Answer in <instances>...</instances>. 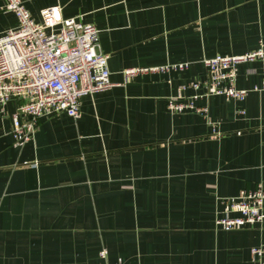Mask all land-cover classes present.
Returning a JSON list of instances; mask_svg holds the SVG:
<instances>
[{"label":"crops","instance_id":"1","mask_svg":"<svg viewBox=\"0 0 264 264\" xmlns=\"http://www.w3.org/2000/svg\"><path fill=\"white\" fill-rule=\"evenodd\" d=\"M31 18L61 8L99 30L112 87L84 96L79 116L39 118L14 144L11 100L0 115V264H256L264 219L215 227L223 198L264 187V81L238 66V102L195 101L207 114H172L170 98L208 76L204 60L253 51L264 0H22ZM0 0V35L17 25ZM187 63L182 72L148 69ZM142 72L124 81L122 71ZM243 111L244 114H240ZM212 123V126L209 124ZM105 248L102 258L99 252Z\"/></svg>","mask_w":264,"mask_h":264},{"label":"built area","instance_id":"2","mask_svg":"<svg viewBox=\"0 0 264 264\" xmlns=\"http://www.w3.org/2000/svg\"><path fill=\"white\" fill-rule=\"evenodd\" d=\"M4 1L5 10L15 16L17 25L0 35V115L11 100L22 101L11 116L14 144L22 146L32 140L39 118L64 113L77 119L82 97L109 89L113 84L107 68L108 55L98 52L99 30L96 27L75 18L64 19L58 6L40 11V21L36 22L22 0ZM250 62H259L264 73V37L253 51L204 60L207 78L180 86V92L191 89L194 95L170 98L168 111L205 116L207 108L196 106V100L223 96L243 101L248 91L238 90L234 84L238 66ZM187 67V63H178L147 71L182 72ZM139 72L142 70L122 71L124 81ZM253 91H264V81ZM221 204L214 220L218 229L228 231L261 223L264 187L257 184L252 189H241L236 196L223 198ZM105 254L102 248L100 257L104 258ZM250 259L264 264V243L250 248Z\"/></svg>","mask_w":264,"mask_h":264}]
</instances>
